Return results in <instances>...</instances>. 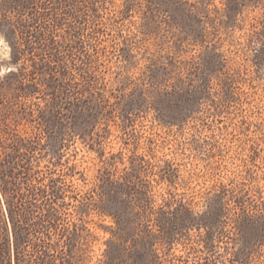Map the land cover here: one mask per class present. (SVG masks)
<instances>
[{"label": "rangeland", "instance_id": "rangeland-1", "mask_svg": "<svg viewBox=\"0 0 264 264\" xmlns=\"http://www.w3.org/2000/svg\"><path fill=\"white\" fill-rule=\"evenodd\" d=\"M29 1L0 0V77L51 47L61 113L41 76L0 138L46 147L18 178L38 264H264V0Z\"/></svg>", "mask_w": 264, "mask_h": 264}, {"label": "trees", "instance_id": "trees-1", "mask_svg": "<svg viewBox=\"0 0 264 264\" xmlns=\"http://www.w3.org/2000/svg\"><path fill=\"white\" fill-rule=\"evenodd\" d=\"M10 2L13 1L4 0L1 6L5 9H19L18 7L21 6L23 11L27 9L30 11L33 7V5H31L33 2L29 0H16V5ZM13 30L15 32V29ZM29 32L30 31L26 29L24 34L28 35ZM26 35H24V37ZM50 39H52V37ZM30 43V41L27 43V48L21 47L19 42L13 44L11 60L15 68L8 72H4L1 75L2 77H0V99L7 98L9 95L11 99H13L14 102L11 105L5 106V108L11 111L17 123L33 120L35 116L32 104L34 103L28 104L26 100L31 99L38 91L42 90L36 81L42 76L47 81V87H53V89L51 88L53 90L51 93L52 100L50 103L46 104L45 109H39V114L35 119L41 118V120L47 123L54 122L58 114L61 113L62 98H59L57 95V77L54 74L55 70L53 69V65L47 60V54H49L48 57H50V53L55 54V51H49L51 47L45 48L44 53L40 54L39 62L34 59V51ZM57 55L59 54L57 53ZM28 59L32 61L30 65L26 62ZM51 117H53V120H51ZM8 140H10L8 136H6L5 139L0 138V191L5 197L6 203L5 220H3L2 208L0 206V264L11 263V248L14 251L16 264H35V262L38 264L36 259L44 261L42 258H46L49 254L48 251L43 249L41 256L33 258V253L28 249L29 245H33V242L30 237L31 232L24 224V214L22 213L23 194L20 192L18 178L20 176H27L25 171L20 169V167L27 169L29 173L32 169L31 160L35 156V151L46 147H44L39 140L34 138L28 139L18 136L16 140L9 142ZM6 147H11L13 151V154L9 157L11 160L7 159V154L3 157L1 148L5 149ZM62 148V145L57 146L53 148L52 153L62 155ZM9 224L12 225V234L9 231ZM78 228L79 226L75 224L73 229H67L71 234V241L79 236L77 233ZM76 244L77 241H74L73 245L75 246ZM70 254L71 258H73L72 252ZM27 255H30V261L26 260Z\"/></svg>", "mask_w": 264, "mask_h": 264}]
</instances>
